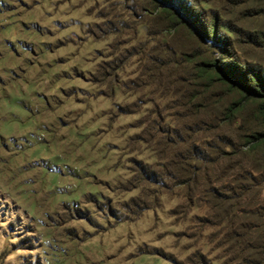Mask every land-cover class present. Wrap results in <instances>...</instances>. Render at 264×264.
<instances>
[{"label": "rangeland", "instance_id": "1", "mask_svg": "<svg viewBox=\"0 0 264 264\" xmlns=\"http://www.w3.org/2000/svg\"><path fill=\"white\" fill-rule=\"evenodd\" d=\"M155 3L0 0V264L240 262L204 222L208 198L189 205L182 185L144 179L163 163L147 141L192 126L179 106L192 63L264 70V0H174L195 22Z\"/></svg>", "mask_w": 264, "mask_h": 264}, {"label": "trees", "instance_id": "2", "mask_svg": "<svg viewBox=\"0 0 264 264\" xmlns=\"http://www.w3.org/2000/svg\"><path fill=\"white\" fill-rule=\"evenodd\" d=\"M156 2L157 8L176 20L175 10L191 22L195 20L173 3L174 0ZM206 30H211L210 43H221V49L226 50L227 45L220 41L215 27H206ZM195 57L191 55V63ZM226 60L223 55L217 62L192 63L190 69L195 73L186 78L188 82L183 86L179 104L190 116L192 126L185 127L183 137L181 132L174 131V141H168L163 135H149L147 143L163 163L157 165V172L145 175L144 179L149 184L167 179L182 185L189 205L208 198L209 211L205 214L209 218L204 222L219 226L225 241L233 240L229 249L232 260L245 264L244 256L249 251L248 255L254 259L252 264H264V205L259 202L258 182L253 177L255 161L264 160V132L259 131L264 127V70ZM248 101L258 102V107L248 116L251 129L247 131L238 124L244 123ZM198 132L212 136L219 144L201 141V147L196 145ZM215 186L229 194H220ZM249 202L248 210L242 207ZM217 204L226 207L223 215L210 212Z\"/></svg>", "mask_w": 264, "mask_h": 264}]
</instances>
